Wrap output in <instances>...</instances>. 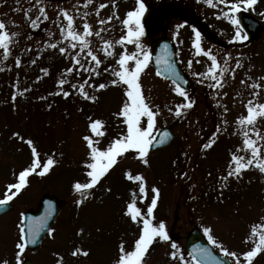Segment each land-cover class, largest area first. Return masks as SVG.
Masks as SVG:
<instances>
[{
  "label": "rangeland",
  "instance_id": "1",
  "mask_svg": "<svg viewBox=\"0 0 264 264\" xmlns=\"http://www.w3.org/2000/svg\"><path fill=\"white\" fill-rule=\"evenodd\" d=\"M101 2H106L108 7L101 10L100 18L108 15H118L120 18H114L109 25L113 31L105 34L106 38L118 39L125 32L122 21L127 18L128 11L137 7V0H116L115 8L112 7V0H96L88 9L83 7V0L79 4L77 0H45L50 20L43 21L41 18V26L34 29L30 27L23 10L30 6L29 0H21L20 5H17L16 0H0V16L5 21H14V25L8 26L10 31L21 33L13 55L0 63V69H6L0 71V197L5 194L3 192L8 184L16 182L14 174L29 166L32 159L30 147L13 133H19L25 140L31 138L41 153L42 160L50 154H55L58 160L49 174L43 177L35 174L30 176L29 186L23 191L24 194L13 199L12 213L7 219L0 220V260L7 259L10 264H16V244L20 236L19 229L17 230L20 224L19 213L22 214L29 208L37 209L39 198L44 194H51L63 201L54 225L55 231L39 250H25L22 261L29 258L35 264H57L58 257H63V264H113L118 257L121 240L130 247L140 231V225L133 223L124 214L133 190L138 206L146 212V206L154 195L152 187L160 189V199L154 212L155 222H165L171 240L180 245L186 259L191 258L185 249V238L192 228H198L207 237L203 229L211 227L214 237L231 251L243 253L250 250L253 243H245V239L250 235L251 226L254 223H264V173L252 167L245 170L239 180L230 177L223 181L222 177L228 171L231 152L242 147L241 126L236 121L240 115L247 114L245 105L249 99H253L251 93L259 91L260 94L255 99L264 103V89L252 87L254 82L264 84V80H260L264 77V32L257 42L245 46L243 43L246 39H233L236 26L222 15L227 10L226 6L211 7L204 0H144L145 5L158 3L163 7L171 6L174 10L175 15L166 34L176 43L179 61L193 80L192 89L188 93L196 103L193 108L184 110L180 117L175 116V107L183 102V98L172 91L171 82L159 79L149 64L141 76L144 93L149 100L160 106L158 129L170 127L176 135L175 140L162 150L150 152L149 166L142 164L133 153H128L92 190L93 196L83 205H77L76 201L80 196L75 193L73 184L77 180L86 181L84 161L88 159L89 150L83 137L91 135L88 117L106 122V136L101 147L126 131L122 118L115 115L126 100V86L110 85L98 92L94 88L88 89L90 94L98 97L95 102L84 99L76 90H71L73 94L67 98L55 95L59 91L56 76L62 75L67 55H60L57 64L48 68L40 61L37 49L48 47L46 41L50 44L59 40L61 46H67L57 25L52 22L59 10L57 5L73 14L77 7L81 12H90L88 20L95 28L98 25L94 9ZM213 2L217 3V0ZM17 7L22 10L15 11ZM241 11H248L264 24V0H258L252 8L242 6L234 14L235 18L238 19ZM29 15L35 18L39 12L33 11ZM61 20L63 21V17ZM189 21L203 25L191 27L187 25ZM204 23L217 39L201 36L202 47L211 49L218 56L221 65L225 53L232 54L230 67H235L237 58L243 65L236 69L234 79L230 75L226 77L227 84L219 90V95L217 89L209 87L212 81L206 80L201 84L200 78L193 76V72H204L211 64L207 57L197 55L193 45L195 30L204 31ZM82 24L83 19L77 17L80 31ZM49 31L53 35L49 36ZM212 33L210 32L211 36H214ZM241 35H244L242 31ZM29 36L32 38L28 39ZM92 39L94 50L97 54L100 53L99 57L104 61L102 67H116V60L123 47L117 45V55L107 58L101 51L102 42L95 37ZM95 41H98V45ZM141 42L147 49H152L153 42L148 36L144 35ZM29 46L31 51L25 52L24 49ZM128 48L129 51L135 50L134 45H129ZM74 51L76 50L73 53ZM16 56L21 58L19 67L15 64ZM33 59L36 60L35 64L31 63ZM190 60L191 68L188 66ZM44 68L49 69V74L45 75L41 71ZM17 71L19 76L16 75ZM102 71L99 77L93 76L92 82L99 84V79L108 76L105 82L108 83L114 78L111 72L108 74ZM38 76L42 79L37 80ZM87 77L88 73L80 70L78 76L73 74L68 80L70 83L83 82ZM14 80L18 81L21 90H15L12 85ZM242 80L245 83H241ZM64 88L70 90L69 84ZM25 89L30 90L25 92ZM22 90L24 93L20 95ZM224 92L228 95L224 96ZM13 93L20 95L15 101L11 98ZM41 96L47 99H39ZM48 104H52L51 109L47 107ZM225 106L228 108L226 113ZM168 108L173 111L170 113ZM224 120L228 121L227 131L223 130ZM217 126H220L221 131L217 134L216 143L210 149H203L202 145L213 137ZM257 126L264 132V119ZM250 135L255 138L253 133ZM238 154L249 155L247 152ZM128 169L134 174L143 173L145 176L149 189L147 200L140 199L138 183L125 178V171ZM224 183H227L226 188L222 187ZM108 188L111 189L110 192L106 191ZM213 246L220 251L218 246ZM76 248L88 251L89 255L73 256L72 252ZM171 251L170 242L157 239L149 250L146 264H182L179 260L171 259ZM230 259L234 264V260ZM253 264H264V253L259 254Z\"/></svg>",
  "mask_w": 264,
  "mask_h": 264
},
{
  "label": "snow or ice",
  "instance_id": "2",
  "mask_svg": "<svg viewBox=\"0 0 264 264\" xmlns=\"http://www.w3.org/2000/svg\"><path fill=\"white\" fill-rule=\"evenodd\" d=\"M20 2L21 0H16L17 5H20ZM77 2L79 4L80 0H77ZM204 2L211 7L226 6L227 10L223 11L222 15L236 26L233 39H247L246 35H241L242 30L240 28V21L235 18L234 14L239 12L242 6L252 8L258 3V0H217V3H214L213 0H204ZM95 3L96 0H83V7L88 9ZM29 5L27 9L23 10L25 11L27 20L30 22L31 28L40 27L41 18L43 21L50 20L45 0H29ZM57 7L59 10L55 20L52 22L57 25L59 34L62 40L67 42V46H59L61 43L59 40L51 44H48L47 41L45 43L52 49L58 48L59 53L65 55H70V50L77 51L75 55L71 57L72 66L66 68L61 78L58 80L59 91L54 94L63 95V97L67 98L73 94L71 90H76V93L82 95L84 99L95 102L98 97L94 94H90L88 89L94 88L98 92L107 89L110 85L126 86V100L122 104L119 112L115 114L117 118H122V124L126 127V131L111 138L106 146L101 147V142L106 136V122L99 118L93 119L91 116L88 117L91 135H85L83 137L89 150L87 153L88 159L84 161L86 181L81 182L77 180L73 184L75 193L80 196V199L76 201L77 205L80 206L93 196L92 190L110 173V170H113L122 159L127 157L128 153H133L135 158L141 161L142 164L149 166L150 152L156 146L165 144L170 133L164 130L162 134L158 135L160 130L157 127V122L158 117L161 115L160 106L148 99L141 84V76L148 68L153 57V51L147 49L141 42L142 37L145 35V29L141 22V18L147 10L144 0H137V7L126 13L127 18L122 21L125 32L118 39L114 40L106 38L105 34H110L113 31L109 25H111L114 18H120L118 15H108L106 18H100L101 10L108 7L106 2L98 3L94 9L97 17L96 24L98 25V27L95 28L88 20V17L91 15L90 12H81L80 8L77 7L73 14L62 6L57 5ZM112 7H116V0H112ZM21 10L20 7L15 9V11ZM33 11L39 12V15H36L35 18L29 15V13ZM61 17H63V21ZM77 17L83 19L82 31L79 30V26L77 25ZM217 18H219V16ZM9 25H14V21H5L3 16H0V49H2V60H0V63L7 61L9 57L13 55V49L18 46V37L21 35V33L17 31H10L8 28ZM51 35H53V33L49 31V36ZM93 37L98 38L102 42L101 51L107 58H112L117 55L115 52V47L117 45L123 47V51L116 60L117 66L108 65V67L103 68L104 72H111L112 77H114L108 83L95 84L92 82L93 76L99 77L101 75V66L104 63L94 50ZM31 38V36L28 37V39ZM129 45H134L135 50L129 51ZM193 45L198 56L203 55L211 61L206 71L193 72V76L200 78L199 82L201 84L205 83L206 80L212 81L209 87L217 89V95H219V90L223 89L227 84L226 77L230 75L231 78L234 79L236 69L243 66L240 59L237 58L235 60V67L232 68L229 65V61L232 60V54L225 53L223 65H221L218 56L213 54L211 49L202 47L201 33L198 30H195ZM24 51H31V47L25 48ZM162 52L163 55H157L155 59V63L158 66L157 74L166 75L173 85L172 91L183 98V102L176 105L174 113L175 116L180 117L184 110L193 108L196 101L189 96L188 91L181 85L180 81H183L184 84L188 82L180 75L176 63L171 59L167 44L163 46ZM199 62L198 60L197 63ZM31 63L35 64L36 60L33 59ZM15 64L17 67L20 66V56L15 57ZM188 66L191 68V60L188 62ZM3 70L4 69H0V71ZM80 70L88 73V77L84 79L83 82L77 81L76 83H70L68 77L73 74L78 76ZM41 71L45 75L49 74V69L47 68L41 69ZM41 79L42 77H37V80ZM249 79L252 78L249 77ZM260 80H264V77H261ZM241 83H245V81L242 80ZM66 84H69L70 90H65L64 86ZM252 87L260 90L264 89V84L254 82ZM29 90L30 89H25L24 91L27 92ZM259 94V91L251 93L253 99H249L245 105L247 114L240 115L237 118L236 122L241 126L240 134L243 137L242 147L231 152L228 171L226 175L222 177L223 181H227L230 177L239 180L244 171L252 167L264 173V132L257 126L258 122L264 119V103H260L255 99ZM20 95H23V93H20ZM49 95H52V93ZM223 95L227 96L228 93L224 92ZM11 98L15 101L17 99V93H13ZM39 99L46 100L47 97L41 96ZM47 107L51 109L52 104H48ZM168 111L171 113L173 109L168 108ZM224 112H228L226 106L224 107ZM223 125V130L227 131L228 121L224 120ZM220 131V126H217L216 132L213 133V137L209 138L208 142L202 145V148L205 150L212 148L216 143V137ZM250 133H253L255 138H253ZM13 135L27 143L31 150L32 159L29 166L23 168L18 174H14L16 175V182L6 186L4 197L0 199V208L7 206L29 186L30 176L35 174L43 177L49 174L58 164L55 154L47 155L46 158L42 160L41 153L37 150V146L31 138L25 140L19 133H13ZM239 152H247L249 155H240L238 154ZM185 155L187 154L185 153ZM209 175H211V173H209ZM184 176H187V173H184ZM125 178L130 182L138 183L141 200L148 199L147 193L149 189L143 173L134 174L131 169H128L125 171ZM222 187L226 188L227 183L222 184ZM106 191L110 192L111 189L108 188ZM151 191L154 195L151 198L150 204L146 206L145 212L138 206L136 193L135 190H133L132 198L130 202L127 203L124 214L128 216L133 223L140 225V231L130 247L126 245L125 241L121 240L118 249V257L113 264H146V257L149 254V250L153 244L157 242V239H159V241L170 242L172 251L169 255L171 259L179 260L182 264H206V261L209 259H211L214 264H226L225 261L214 257L207 247L194 248L188 253L191 259H186L180 250V245L176 241L171 240L165 222L163 220L158 223L155 222L156 218L154 212L157 209L160 199V189L158 187H152ZM222 195L223 193L221 192V196ZM44 227V219L34 221L26 227L22 224L19 228L20 240L16 244V248L18 249L16 264H23L21 257L25 249L28 247L29 243H36ZM54 231V229L49 228V234ZM80 231L83 232V229ZM203 231L207 235L208 241L218 246L224 256L232 258L234 264H253L254 259L259 254L264 253V223H254L251 226L250 235L246 237L245 243L251 241L253 247L243 253L231 251L225 247L214 237L211 227H205ZM29 235L31 239L28 238ZM72 255L88 256L89 252L81 248H76L72 252ZM0 264H10V262L7 259H3L0 260ZM57 264H63V257H58Z\"/></svg>",
  "mask_w": 264,
  "mask_h": 264
},
{
  "label": "water",
  "instance_id": "3",
  "mask_svg": "<svg viewBox=\"0 0 264 264\" xmlns=\"http://www.w3.org/2000/svg\"><path fill=\"white\" fill-rule=\"evenodd\" d=\"M145 22H146V25H147V27L149 29V32H150V34L152 35L153 38H158L160 36L161 32L163 31L165 25H166V19H165L164 15H162V13L155 7H153L148 12V14H147V16L145 18ZM241 26L245 30V32L247 33V35L249 36V38L251 40H256L259 37V35H260V31L262 30V26H260L258 24V22L255 21L253 19V17L248 15V14H243L241 16ZM165 44L168 45V52L171 54V59L176 63V67H177L178 71L180 72V75L183 76L184 80H186L188 82L187 84H184L183 81H180L181 85L185 89H187L189 87V81L186 78V76L183 74V72L179 69L178 64L176 62L175 51L172 48L171 43L168 40L161 41L160 44L156 46L154 54H153V63L156 66V69L158 70V66L155 63V59H156L157 55H163L162 50H163V46ZM161 76L167 78L166 75H161ZM163 131H160L158 133V135L162 134ZM166 131L169 132L168 130H166ZM171 139L172 138H171V135H170L165 144L156 146L153 150L167 145L168 143H170ZM52 200L53 199H46L45 201L44 200L42 201V202H45V204H46L45 209L49 208L48 206L50 204H52ZM1 211L2 210H0V213H1ZM34 221H39V219H35ZM42 233L43 232H41L39 234V237L37 238L36 243L35 244L29 243L28 247H32L33 248V247L37 246L40 243L39 241L41 240ZM28 238L31 239V236L29 235ZM187 247H188V249L190 251H192L196 247H207L211 251V253H212V255L214 257H217L220 260L225 261L226 264H230L229 261L226 260L223 256H221L219 254H216L213 251V249L206 243V241L200 235V233L198 231H196V230H192V231L189 232L188 237H187ZM26 264H32V263L27 262ZM206 264H214V262L211 259H209L208 261H206Z\"/></svg>",
  "mask_w": 264,
  "mask_h": 264
}]
</instances>
